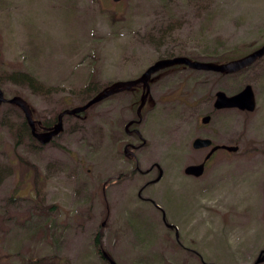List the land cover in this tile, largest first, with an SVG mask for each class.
I'll return each mask as SVG.
<instances>
[{"label":"rangeland","instance_id":"obj_1","mask_svg":"<svg viewBox=\"0 0 264 264\" xmlns=\"http://www.w3.org/2000/svg\"><path fill=\"white\" fill-rule=\"evenodd\" d=\"M263 44L264 0H0V89L49 127L160 59L222 64ZM14 71L45 89L11 82ZM151 83L136 162L124 147L140 142L110 136L125 134L139 88L65 116L45 145L18 108L0 106V264H108L96 239L115 264H264V56L235 74L177 65ZM246 85L252 113L202 103ZM162 96L177 100L160 105ZM196 138L238 150L216 151L201 177L187 176L210 150H194Z\"/></svg>","mask_w":264,"mask_h":264},{"label":"water","instance_id":"obj_2","mask_svg":"<svg viewBox=\"0 0 264 264\" xmlns=\"http://www.w3.org/2000/svg\"><path fill=\"white\" fill-rule=\"evenodd\" d=\"M117 3L121 0H112ZM264 56V44L256 49L255 51L247 54L246 56L232 60L222 64H215L209 62H200V61H192L187 57H175L171 59H160L153 63L150 67H148L140 76L135 80L129 81H118L117 83L104 88L97 94H95L92 98H90L85 104L72 108L66 109L57 115L56 123L48 129H44L41 132L37 131V124L32 117V112L25 100L20 97L14 96L12 98H5L2 90L0 89V106L3 104H9L18 108L24 116V119L30 129L31 136L41 145H45L50 143L53 139L58 137L63 131V119L65 116H76L79 115L92 106L104 101L105 99L111 97L116 93H120L122 91L129 90L134 86L141 84L144 89V94L141 97V101L138 107V111L145 104V99L149 93V84L151 76L156 72L177 66L182 65L186 66L192 70L196 71H206V72H214L219 74H235L241 72L242 70L249 68L252 66L258 59ZM214 108L216 110H238L240 112L252 113L256 108V101L253 89L250 85L244 86L239 92L233 95H227L223 91H218L215 96ZM210 121V117L205 116L202 118V124L206 125ZM192 147L194 150H202L206 148H210L208 154L205 156L204 160L196 165H189L184 169V173L187 176H192L195 178H199L204 174L205 171V163L212 156V154L218 150H224L229 153H235L238 150L236 146L229 145H216L213 144L212 140L209 138H196L192 142ZM162 175V171H160L159 177L157 181L160 179ZM264 254V251L260 253V256ZM107 261L110 264H115L111 259H109L106 255H104ZM260 259V258H259ZM257 260L255 264H258L260 260Z\"/></svg>","mask_w":264,"mask_h":264},{"label":"flooded vegetation","instance_id":"obj_3","mask_svg":"<svg viewBox=\"0 0 264 264\" xmlns=\"http://www.w3.org/2000/svg\"><path fill=\"white\" fill-rule=\"evenodd\" d=\"M177 57H183V56H177ZM171 58H175V57H169V58H165V59H171ZM188 58V57H187ZM190 59V58H189ZM191 60V59H190ZM192 61H195V60H192ZM184 67H186V66H184ZM170 68V67H169ZM188 68V67H187ZM167 69V68H166ZM190 69V68H189ZM164 70V69H163ZM162 70H160V71H158V72H161ZM158 72H156V73H158ZM155 73V74H156ZM154 75V74H153ZM152 75V76H153ZM152 76H151V78H152ZM139 78V77H138ZM151 78H150V80L148 81V84H149V93H148V95H147V98L145 99V104H144V106L141 108V110L140 111H138V107H139V104H140V102H139V104L134 108V110H133V117L130 119V120H128V122L126 123V125H125V127H124V135L123 134H112V136H110V138H117V141L118 142H120V141H123V139L122 138H135L136 140H138V142H140L139 144H134V143H130V144H126L125 145V147H124V152H125V154L127 155V156H129L132 160H134V162H136V154H137V152L140 150V149H142L144 146H145V140L143 139V138H146V137H144L142 134H141V130H142V128H143V126L145 125V123H146V119L148 118V112H145L146 110H145V108H146V101H147V99H148V97H149V95L151 94V91H152V89H153V84L151 83ZM137 79V78H136ZM135 80V79H134ZM117 83V82H116ZM113 84H115V83H111V84H109V85H107V86H105L104 88H107V87H109V86H111V85H113ZM103 88V89H104ZM135 88H139V92H140V97H139V101H141V97H142V95L144 94V89H143V87H142V85L141 84H138V85H136V86H134L133 88H130L129 90H131V89H135ZM102 89V90H103ZM128 90H126V91H122V92H120V93H116V94H114V95H112L111 97L113 98V97H115V96H117V95H120L121 93H123V92H127ZM217 93V92H216ZM216 93H214L213 95H212V97H210V96H208V97H205L204 98V100L202 101V103H204L203 105L205 106V107H207V108H210L211 106L213 107V109L214 110H216L215 108H214V103H215V96H216ZM111 97H109V98H111ZM171 99V100H170ZM106 100V99H105ZM177 100V97H173V96H171V98H169L168 96H162V97H159V104L160 105H164V104H166V103H168L169 101H176ZM216 111H219V110H216ZM206 116H208V117H210L209 115H206ZM36 128H38L39 129V131L38 132H41V131H43L44 129H48V128H50V127H42V126H38L37 125V127ZM101 138H104L103 136L101 137ZM108 138V137H107ZM206 149H210V148H206ZM205 149V150H206ZM203 150V149H202ZM209 152V151H208ZM208 152H207V154H208ZM215 153V152H214ZM213 153V154H214ZM206 154V155H207ZM213 154H212V156H213ZM205 155V156H206ZM211 156V157H212ZM211 157L206 161V163L211 159ZM205 158V157H204ZM204 160V159H203ZM202 160V161H203ZM206 163H205V165H206ZM135 164V163H134ZM157 170H158V175L160 174V171H161V169L159 168V167H157L156 168ZM135 170H137V171H139V169L137 168V166H136V164H135ZM151 170H149L148 172H147V174L150 172ZM157 179V178H156ZM155 179V180H156ZM154 180V181H155Z\"/></svg>","mask_w":264,"mask_h":264},{"label":"trees","instance_id":"obj_4","mask_svg":"<svg viewBox=\"0 0 264 264\" xmlns=\"http://www.w3.org/2000/svg\"><path fill=\"white\" fill-rule=\"evenodd\" d=\"M247 69V68H246ZM245 70V69H244ZM243 71V70H242ZM94 77V75H92ZM9 80L13 83H22L25 84L28 88H30L33 92H42L45 88L38 82V80L31 74L27 73V72H21V71H14L10 74L9 76ZM93 83V82H92ZM43 89V90H42ZM91 86L89 85L86 88V95L90 96V90ZM97 94V93H96ZM94 96V95H93ZM92 97H89V99ZM88 99V100H89ZM14 107V106H13ZM57 121V120H56ZM22 127H24L25 129L29 130V127L24 119V122L22 123ZM51 127V126H49ZM31 136V133H30ZM31 138L33 140H35L32 136ZM36 141V140H35ZM95 248H96V252L100 255L103 256L104 260H107L103 254V252L101 251V249L99 248V243H97V239L95 240ZM29 264H51L50 260L48 259L47 262L46 260H44V258L42 259H38V260H32L28 262ZM26 263V264H28ZM110 264V263H108Z\"/></svg>","mask_w":264,"mask_h":264}]
</instances>
